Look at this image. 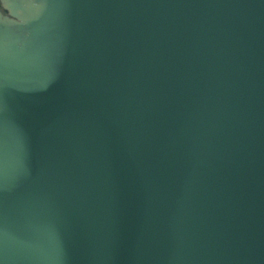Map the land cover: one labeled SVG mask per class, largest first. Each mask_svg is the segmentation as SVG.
Masks as SVG:
<instances>
[{"label": "water", "instance_id": "95a60500", "mask_svg": "<svg viewBox=\"0 0 264 264\" xmlns=\"http://www.w3.org/2000/svg\"><path fill=\"white\" fill-rule=\"evenodd\" d=\"M0 264H264V0H0Z\"/></svg>", "mask_w": 264, "mask_h": 264}]
</instances>
